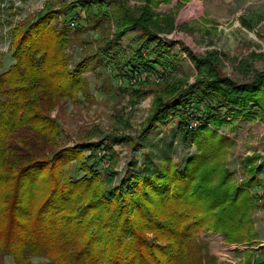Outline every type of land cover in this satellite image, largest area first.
<instances>
[{"label": "trees", "instance_id": "obj_1", "mask_svg": "<svg viewBox=\"0 0 264 264\" xmlns=\"http://www.w3.org/2000/svg\"><path fill=\"white\" fill-rule=\"evenodd\" d=\"M65 1L14 31V62L0 72V252L20 264L30 254L44 255L46 264H220L197 230L217 231L228 244L254 240L251 214L256 202L249 189L259 186L264 194V182L254 178L258 157L250 156L241 162L246 178L233 183L221 160L232 143L215 130L242 116L253 120L258 111L264 118V71L237 83L221 74L216 51L202 56L183 47L196 77L192 83L174 84V97L154 98L144 131L177 118L181 143L197 152L181 169L161 160L152 171L139 167L119 185L110 184L115 173L108 168L117 158L113 145L130 141L127 136L106 135L50 155L36 154L38 144L51 145L59 134L58 123L49 116L57 98H75L86 90L81 76L86 64L77 62L70 70L63 54L73 21L57 27L53 20L80 7L94 29L108 18L106 8L111 6L115 31L91 59L99 62L103 53L119 71L125 69L123 75L139 82L153 76L149 71L166 74L161 58L170 45L157 36L160 19L146 5L132 10L120 0ZM76 22L74 34L80 35L84 27ZM130 29L139 30L141 39L121 62L113 54ZM192 122L196 126L190 129ZM104 158L109 165L99 169ZM72 161L79 177L67 171ZM253 257L248 250L246 263L255 264Z\"/></svg>", "mask_w": 264, "mask_h": 264}, {"label": "rangeland", "instance_id": "obj_2", "mask_svg": "<svg viewBox=\"0 0 264 264\" xmlns=\"http://www.w3.org/2000/svg\"><path fill=\"white\" fill-rule=\"evenodd\" d=\"M120 1L132 10H141L139 7L146 5L153 16L160 19L158 23L161 29L154 31L159 39L170 45L169 54L161 58V62L168 66V72L160 75L165 79L147 71L148 75L153 74L149 80L139 82V78H136V81H132L133 77L123 75L125 69L119 71L103 53L99 54L103 60L96 62L94 58L91 59L97 48L103 45V39H110L111 33L115 31L111 6L106 8L108 18L94 29L88 26L84 8H72L66 17L57 14L53 20L57 27L73 21L68 24L71 35L63 54L70 70L77 62L84 61L86 64L81 74L86 90L78 92L75 98H57L49 116L58 123L59 134L51 145L36 146V154L41 156L81 142L98 141L106 135L127 136L130 141L113 145L117 158L108 169L115 173L109 180L110 184L115 185H119L139 167L152 171L161 160H170L181 169L186 160L197 152L193 145L181 143L177 133V118L158 122L152 130L144 131L154 98L159 94H164L165 100L174 97L175 94L170 91L174 84L192 83L196 77L197 70L183 47L202 56L211 50L216 51L219 61L217 67L221 74L237 83L247 82L255 72L264 71V0H152L148 5L145 0ZM60 2L0 0V72L7 70L14 62V31H20L48 7L58 8ZM76 19L80 22L78 25L84 27L80 35L74 34ZM169 20L172 28L168 32ZM140 39L139 30H128L118 40L113 55L123 62L122 55H131ZM153 79L158 80L157 83L151 82ZM261 92L264 95V87ZM258 113L259 116L253 120L242 116L215 130V133L232 143L222 154L221 160L231 172L236 185L247 176L241 162L250 156L258 157L254 178L264 182V118L261 111ZM195 126L196 122L189 125L190 129ZM102 155H107V152H102ZM107 165L109 160L104 158L97 167L102 169ZM66 168L74 178L81 175L75 172L74 161L69 162ZM257 187L249 189L256 202L251 214L253 230L257 235L254 240L228 244L217 231L204 227L197 230L198 237L207 243L209 253L217 257L220 264H247L245 258L248 250L254 254L255 264H264V194L258 192L260 189ZM147 236L152 235L148 233ZM27 257L25 264H46L47 261L44 255L30 254ZM0 264L20 263L13 255L0 252Z\"/></svg>", "mask_w": 264, "mask_h": 264}, {"label": "built area", "instance_id": "obj_3", "mask_svg": "<svg viewBox=\"0 0 264 264\" xmlns=\"http://www.w3.org/2000/svg\"><path fill=\"white\" fill-rule=\"evenodd\" d=\"M132 81H136V78H133V80H132ZM193 125H195V123H194Z\"/></svg>", "mask_w": 264, "mask_h": 264}]
</instances>
